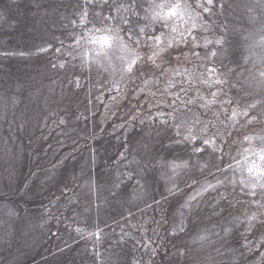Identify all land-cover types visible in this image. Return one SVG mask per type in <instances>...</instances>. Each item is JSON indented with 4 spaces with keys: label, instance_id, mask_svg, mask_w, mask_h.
I'll list each match as a JSON object with an SVG mask.
<instances>
[{
    "label": "trees",
    "instance_id": "obj_1",
    "mask_svg": "<svg viewBox=\"0 0 264 264\" xmlns=\"http://www.w3.org/2000/svg\"><path fill=\"white\" fill-rule=\"evenodd\" d=\"M153 1L0 0V264H264V210L250 197L220 198L217 188L184 204L197 178L211 172L217 181L228 178L226 152L211 151L205 137L186 139L173 116L146 105L116 128L102 111L118 103L97 99L93 77L67 57L82 28L121 18L133 38L162 47L152 37L166 35L165 24L147 19ZM221 1L219 10L217 2L189 0L206 35L180 32L187 40L176 49L210 56L205 77L214 80L212 66L223 75L212 105L236 121L234 108L253 96L231 88L246 47L233 0ZM172 55L164 51L163 59ZM170 90L181 98L172 114L193 112L195 102L187 100L206 96L189 85ZM181 164L186 169L175 181L170 168Z\"/></svg>",
    "mask_w": 264,
    "mask_h": 264
},
{
    "label": "rangeland",
    "instance_id": "obj_2",
    "mask_svg": "<svg viewBox=\"0 0 264 264\" xmlns=\"http://www.w3.org/2000/svg\"><path fill=\"white\" fill-rule=\"evenodd\" d=\"M216 2L220 10L223 7L222 1L213 0V4ZM161 3L179 4L181 7L171 16L167 15L170 9L166 8L162 14L163 18H158L155 14L160 12V9L156 5ZM197 5L200 6L201 2L195 7ZM233 5L246 51L242 60L241 71L243 72L239 80L231 84V88L235 93L249 90L247 96H253L245 101L246 103H242V106L237 105V108H234L235 113L232 112L231 116L237 119L236 121H231L232 118H225L222 109L215 108L217 105H212L216 102L218 95L223 92L219 88L223 75H218L219 68L212 66L210 71L215 72L216 76H212L214 80L205 77L206 58L209 61L210 56L195 49H185L183 52L176 49L179 43H185L187 40L179 39L178 33L180 32L187 33L191 38L195 37L197 30H201L206 35V28L198 27L196 13L189 0H156L147 10L150 25L155 22L165 24L167 34L165 35L164 32L162 36L159 35L160 41H155L161 43L162 47L149 45L143 36L133 38L130 31L125 32L120 26L126 23L121 18V22L118 20L117 24H99L82 28L81 35L67 50L69 59L78 60L83 65L87 78L93 77L92 87L95 89L91 91L94 96L97 99L106 97L111 104L118 103L116 107L111 106V109L102 111L104 115L111 113L110 118H114L117 123L116 128L133 120L131 110L134 108L138 110L146 105L152 110L159 108L157 113H163L164 117L173 116L179 130L188 133V137L194 135L202 139L203 137L220 139L218 140L219 145L208 144V146L211 151L215 152L219 148L218 152H226L228 163L225 171H228V178L217 181L218 177L211 172L189 183L184 201L186 205L194 204L202 196L214 194L218 190L217 196L220 198L232 192L237 197L247 195L249 189L241 181L251 182L255 173H250L249 167L253 163L258 166L261 164L260 154L264 150V0H233ZM205 7L207 5L203 6ZM186 23L187 26H185ZM85 24V21L81 22L82 26ZM182 27L184 29L180 31ZM117 32L120 41H123L125 45L124 48L121 47L120 41L114 38ZM104 37H110L108 43L103 42ZM137 39H139V44L135 43ZM164 51H167V55L173 53L172 59H163ZM153 52L158 55L153 57ZM179 53L183 55L185 61L182 65L177 63L180 61L177 55ZM148 57H152V60ZM196 59H199V62H196ZM132 60L136 63L129 72L127 69ZM160 61L171 63V65L161 64ZM156 70L160 71V74H157ZM187 85L194 90L201 89L206 96L202 98L193 96L194 99L191 96L187 100V102H195L193 112L180 111L172 114L175 105L181 103V98L177 92H172L170 89ZM231 88L229 87L228 90L230 91ZM256 93L260 95H255ZM107 105L109 104H103V107ZM253 109H257L258 112L250 115V110L253 111ZM250 122L253 123L251 130L249 129ZM207 134L211 137H207ZM185 169L186 166L182 164L172 166L169 175L172 174L173 180L178 181ZM202 171L203 168L199 166L195 169L194 175L197 176ZM209 185L214 187H209ZM256 191L259 193L260 189L257 188ZM247 196L250 197L253 207L261 202L259 195ZM179 226L180 221L174 225V230Z\"/></svg>",
    "mask_w": 264,
    "mask_h": 264
},
{
    "label": "snow or ice",
    "instance_id": "obj_3",
    "mask_svg": "<svg viewBox=\"0 0 264 264\" xmlns=\"http://www.w3.org/2000/svg\"><path fill=\"white\" fill-rule=\"evenodd\" d=\"M207 3L208 5H211L213 3V0H207ZM157 8L160 9V12L156 13V17L158 18H163V12H164V9L168 8L170 9L168 12H167V15L171 16L173 15L177 9H179L181 6L179 4H176V5H167L165 3H161V4H158L156 5ZM185 7H189L187 5H185ZM197 7H199V5H197ZM205 11L209 10L207 7L204 8ZM87 15V13H85L82 17H81V22H83L84 20V17ZM141 32H144V29H141L140 30ZM116 40L120 41V37L118 35V32L117 34L115 35L114 37ZM110 37H104L103 38V42L104 43H108ZM129 39L131 40L132 37L131 35L129 36ZM152 39L156 42H159L160 41V37L159 36H154L152 37ZM136 44H139V39H137L135 41ZM120 44H121V47L124 48L125 45L123 44V41H120ZM44 50V49H42ZM59 51V49H58ZM161 51H163V49H161ZM158 55L156 52H153V57ZM149 60H152V57H148ZM136 61L135 60H132L129 65H128V71L131 72L132 71V66L133 64H135ZM60 67H64L63 64L60 65ZM161 115H163V113H161ZM245 115H247V113H245ZM63 122V121H62ZM186 139H190V140H195L196 137L194 135H190L189 137H186ZM213 143V141L210 139V138H205L202 140V144L204 145H208V144H211ZM204 151V148L202 147H193V152L194 153H202ZM260 161H261V164L258 166L256 165L255 163H253L248 171L250 173H255V177L251 180V182L249 183H245L244 181H241V183H243L245 185L246 188L249 189L247 195H250V196H253V197H256L257 195L260 196L261 198V202L259 203V207L261 208H264V150H262L261 154H260ZM186 166V165H185ZM209 187H214L212 185H209ZM259 188L260 189V192L257 193L256 189ZM257 219L256 215L253 214L250 218H249V223L251 225L252 222H254L255 220ZM262 223H264V221H262ZM77 231H80L79 229H77Z\"/></svg>",
    "mask_w": 264,
    "mask_h": 264
}]
</instances>
